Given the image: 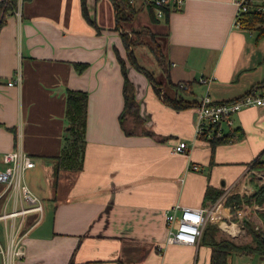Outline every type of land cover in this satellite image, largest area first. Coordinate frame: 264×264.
I'll return each mask as SVG.
<instances>
[{
    "label": "crops",
    "instance_id": "1",
    "mask_svg": "<svg viewBox=\"0 0 264 264\" xmlns=\"http://www.w3.org/2000/svg\"><path fill=\"white\" fill-rule=\"evenodd\" d=\"M132 5L134 21L118 25L111 0H86L89 19L81 0H31L20 3V15H9L0 29V170L4 153H27L35 166L24 179L42 204V214L23 217L25 254L16 264H209L212 250L203 238L194 246L166 244L165 212L175 204L211 208L221 202L207 222L216 228L215 239L254 246L243 222H262L247 208L243 191L251 188L254 163L264 161V107L242 110L230 128L222 124V136L234 132L238 139L213 147L196 139L197 106L172 109L143 74L129 68L147 134L127 136L119 123V56L126 60L122 31L147 28L165 40L170 81L188 84L187 98L197 103L206 93L220 103L261 91L264 38L233 27V0H184L181 10L169 8L167 18L141 0ZM67 90L88 94L86 145L74 185L55 202L52 158L63 147ZM179 142L187 145L184 153L173 150ZM208 192L221 195L211 201ZM235 194L242 199L236 220L223 204ZM15 199L0 183V217L20 209ZM21 219L0 218V249L9 246ZM229 258L231 264H264L259 256Z\"/></svg>",
    "mask_w": 264,
    "mask_h": 264
},
{
    "label": "trees",
    "instance_id": "2",
    "mask_svg": "<svg viewBox=\"0 0 264 264\" xmlns=\"http://www.w3.org/2000/svg\"><path fill=\"white\" fill-rule=\"evenodd\" d=\"M31 0H3L0 1V29L3 27L6 18L9 15L15 13L20 3L29 2ZM113 8L115 10L116 19L121 25V21L124 23H132L137 15V10L129 3L128 0H111ZM82 11L89 19L86 0H81ZM151 12L154 13V7H150ZM164 15L168 16L169 8L163 9ZM93 22V21H92ZM241 29L255 30L258 32V36L264 38V14L247 13L241 18ZM118 28V27H117ZM142 32L149 33L147 28H143L140 31L132 30L129 32L122 31V37L126 49V60H123L119 56V63L123 75V98L124 107L119 116L120 126L127 136L146 135L145 121L140 114V104L136 97L135 86L131 82L128 71L129 68L143 74L155 94L166 105L174 110H183L194 106H199L200 102H196L190 98L192 96V90L186 83L174 84L170 81L168 67L166 62V56L163 51V47L160 43L154 40L155 45L150 47L160 69L163 74L161 78H157L152 72L139 66L134 56L133 48L139 44H142L141 39ZM157 35H153V39ZM79 69H83L84 65L77 66ZM264 89V84L261 86ZM261 89V90H262ZM252 90L248 93H251ZM87 100L88 94L80 90H67L66 93V109L65 119L67 125L65 128L64 142L61 153L58 157L52 158L55 161V196L54 201L63 200L67 197V194L71 187L74 185L78 174L82 169L84 149L86 145V117H87ZM216 127V126H215ZM237 133V132H236ZM205 138V137H204ZM238 139V135L229 133L219 138L211 139L212 146L218 144H227ZM206 140L207 139H201ZM254 168L264 172V161H256ZM252 183V182H251ZM253 184V183H252ZM253 194L249 197H244L246 204L252 205L256 203L262 205L264 203V185H253ZM221 193H207V198H212L211 201H216ZM223 204L231 209L233 213V219L236 220L234 213L237 208H241L242 199L237 194L230 196ZM260 219L264 226V214L260 215ZM244 226L246 230L252 236L254 246L237 245L229 240L215 239L216 228L207 224L203 230L202 242L207 244L211 248V256L209 264H231L230 255L241 254L249 256L264 255V232L255 230V227L244 220ZM70 264H74L71 262ZM116 264H122L121 261Z\"/></svg>",
    "mask_w": 264,
    "mask_h": 264
},
{
    "label": "built area",
    "instance_id": "3",
    "mask_svg": "<svg viewBox=\"0 0 264 264\" xmlns=\"http://www.w3.org/2000/svg\"><path fill=\"white\" fill-rule=\"evenodd\" d=\"M134 4L136 0H128ZM148 7H154L158 17H162L164 8L181 10L184 0H141ZM236 6V14L233 27L241 29V18L244 14L255 13L264 14V0H233ZM20 15L19 11H16ZM20 79L8 83L9 86L19 84ZM200 83H207L208 80L200 79ZM264 107V89L259 92H251L241 96L238 99L215 103L206 93L198 109V123L196 126V139L211 140L222 136L221 125L225 124L231 127L234 117L244 109ZM216 126V127H215ZM205 137V138H204ZM174 152L184 153L187 151V145L179 142L173 147ZM2 161L5 165L0 170V183L6 187V192H12L16 201L22 205L11 213L4 214L0 218H16L21 216L22 219L13 226L10 244L6 249H0L3 257V264H16L24 256L23 237L20 234L23 226V217L30 212L42 214V204L40 199L30 190L25 182L26 172L32 169L35 164L29 155L20 149L9 151L3 154ZM193 170H198V166H191ZM252 189L244 187L243 194L249 195ZM221 202L211 208H191L175 204L165 212V223L167 227L166 244L197 245L202 237L203 230L211 217L216 215ZM241 213V210H239Z\"/></svg>",
    "mask_w": 264,
    "mask_h": 264
},
{
    "label": "rangeland",
    "instance_id": "4",
    "mask_svg": "<svg viewBox=\"0 0 264 264\" xmlns=\"http://www.w3.org/2000/svg\"><path fill=\"white\" fill-rule=\"evenodd\" d=\"M142 29L143 28H141L140 30H142ZM148 31H149V33L148 32L147 33L142 32V36H141V39L146 44V46L144 45L145 47H142V46L138 45V47L140 46V48H137V46H135V47L137 49V53L139 54L140 64L143 66V68L149 72H152L157 78L160 79L161 78V76L159 75L160 67H159L153 53L151 52L150 47H153L155 45L154 40L157 43H160L162 46L164 45L165 40L163 38H158V36H155V38L153 39V35H156V34L151 33L150 30H148ZM248 182L251 184V188H252L251 194H253V192H254L253 185H258V186L264 185V172H262L256 168H253V170L250 171V173H249ZM251 194H249V196ZM246 205L248 206L247 207L248 209L249 208L255 209L256 210L255 212L257 213L259 218H260L261 214H264V203L262 205H258L256 203H252V205H249V202H248V204H246ZM236 208L238 209V207H236ZM245 208H246V206H245ZM254 227H255V230H259V231L264 232L263 223H260V224H258V226H254ZM261 257L264 259V255H262ZM247 262H248V264H252V262L249 259Z\"/></svg>",
    "mask_w": 264,
    "mask_h": 264
},
{
    "label": "water",
    "instance_id": "5",
    "mask_svg": "<svg viewBox=\"0 0 264 264\" xmlns=\"http://www.w3.org/2000/svg\"><path fill=\"white\" fill-rule=\"evenodd\" d=\"M263 243H264V240H263Z\"/></svg>",
    "mask_w": 264,
    "mask_h": 264
}]
</instances>
